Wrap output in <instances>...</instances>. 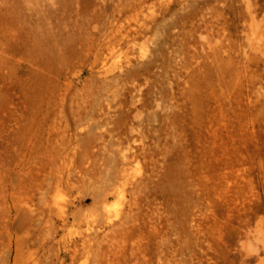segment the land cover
<instances>
[{
    "label": "rangeland",
    "instance_id": "rangeland-1",
    "mask_svg": "<svg viewBox=\"0 0 264 264\" xmlns=\"http://www.w3.org/2000/svg\"><path fill=\"white\" fill-rule=\"evenodd\" d=\"M264 0H0V264H264Z\"/></svg>",
    "mask_w": 264,
    "mask_h": 264
},
{
    "label": "bare ground",
    "instance_id": "bare-ground-1",
    "mask_svg": "<svg viewBox=\"0 0 264 264\" xmlns=\"http://www.w3.org/2000/svg\"><path fill=\"white\" fill-rule=\"evenodd\" d=\"M258 177L264 178V175L263 174L260 175V173H259ZM263 209H264V205H262V206L258 205L257 209L254 211L253 215L248 217L247 222L242 226V228L244 229L245 236L250 237L251 234L254 235L253 232H255V230L251 226V220L254 218V216H256L257 212H259ZM256 258H260V260H263V258H264V240L261 241V246L257 249Z\"/></svg>",
    "mask_w": 264,
    "mask_h": 264
}]
</instances>
